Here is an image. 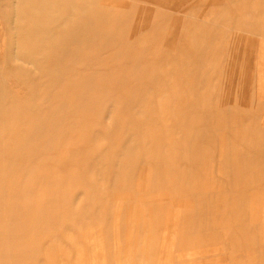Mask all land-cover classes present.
Masks as SVG:
<instances>
[{
    "label": "rangeland",
    "instance_id": "rangeland-1",
    "mask_svg": "<svg viewBox=\"0 0 264 264\" xmlns=\"http://www.w3.org/2000/svg\"><path fill=\"white\" fill-rule=\"evenodd\" d=\"M43 1L0 0V264H264V0Z\"/></svg>",
    "mask_w": 264,
    "mask_h": 264
},
{
    "label": "bare ground",
    "instance_id": "bare-ground-1",
    "mask_svg": "<svg viewBox=\"0 0 264 264\" xmlns=\"http://www.w3.org/2000/svg\"><path fill=\"white\" fill-rule=\"evenodd\" d=\"M40 1H43V0H40ZM40 1L38 0V2H37V6H39L38 3H39ZM49 1H53V0H49ZM43 2H45V1H43ZM112 2H113V1H112ZM99 4H100V3H99ZM40 5H42V4H40ZM46 5H48V4L46 3ZM97 5H98V4H97ZM101 5L103 6V4H101ZM111 5H113V3H112ZM98 7H99V5H98ZM104 7H107V6H104ZM109 7H110V6H109ZM39 8L42 9V6L39 7ZM100 8H101V7H100ZM100 8H99V9H100ZM107 8H108V7H107ZM48 9H49V8H48ZM111 9H112V8H111ZM111 9H110V10H111ZM52 10H53V9H52ZM60 10H61V9H60ZM60 10H59L60 14H59V13H57V14H59V15L61 16V11H60ZM41 11H42V10H41ZM54 11H55V9H54ZM106 11H107V10H106ZM43 12H45V9L43 10ZM43 12H42V13L40 12V13L43 14ZM46 12H47V11H46ZM62 13H63V12H62ZM93 13H94V12H93ZM36 14H37V13H36ZM54 14H55V13H54ZM65 14H66V13H65ZM34 15H35V14H33V17H34ZM39 15H40V14H39ZM59 15H56V16H59ZM91 15H92V14H91ZM40 16L44 17L45 14H44V16H43V15H40ZM46 16H48V15H46ZM66 16H67V14H66ZM66 16H64V17H66ZM35 17L38 18V16H35ZM50 17H52V18L54 17L53 13H52V16L50 15ZM48 18H49V17H48ZM106 18H107V17H106ZM26 19H27V18H26ZM3 20H4V19H3ZM41 20H42V19H40V21H41ZM56 20H57V19H56ZM91 20H92V19H91ZM91 20H90L89 22H91ZM0 21H1V20H0ZM4 21H5V20H4ZM33 21H34V20H33ZM33 21L31 20V23H32V24H33ZM37 21H38V20H36V22H37ZM43 21H44V20H42L41 22L43 23ZM48 21H49V20H48ZM36 22H35V24H36ZM44 22H45V21H44ZM49 22H50V21H49ZM49 22H48V26L51 25V24H49ZM92 22H93V21H92ZM37 23L39 24V21H38ZM45 23L47 24V22H45ZM0 24H1V22H0ZM29 24H30V22H29ZM43 24H44V23H43ZM46 24H45V26H46ZM52 24H54V22H53ZM60 25H61V23H60ZM60 25H59V28H60ZM92 25H94V24H92ZM25 26H26V25H25ZM25 26H24V28H25ZM48 26H47V27H48ZM51 26H52V25H51ZM0 27H1V26H0ZM34 27H35V26H34ZM47 27H46V28H47ZM56 27H57V26H56ZM62 27H63V26H62ZM37 28H38V27H37ZM43 28L45 29L44 26H43ZM43 28H42V29H43ZM66 28H67V26H66ZM66 28L63 29V30H66ZM68 28H69V26H68ZM31 29H32V28H31ZM27 30H28V29H27ZM35 30H37V29L35 28V29L32 30V31L34 32ZM52 30H53V28L51 29V31H52ZM68 30H69V29H68ZM13 31H14V30H13ZM40 31H41V29H40ZM42 31H43V33L45 34V32H44L45 30H42ZM51 31H50V32H51ZM56 31H57V29H56ZM61 31H62V29H61L60 32H59L60 34H61ZM66 31H67V30H66ZM92 31H93V30H92ZM92 31L90 30V32H92ZM15 32H16V30H15ZM21 32H23V30H22ZM21 32H20V33H21ZM28 32H29V34L31 33V31H28ZM37 32H38V30H37ZM50 32H47V33H50ZM67 32H68V31H67ZM4 33H5V32H4ZM11 33H12V32H11ZM26 33H27V32H26ZM34 33H36V31H35ZM43 33H42V34H43ZM54 33H55V32H54ZM56 33H57V32H56ZM65 33H66V32H65ZM94 33H95V32H93V33H91V34L94 35ZM39 34H40L39 36H41V33H39ZM44 34H43V35H44ZM35 35H37V34H35ZM35 35H34V34H33V35H32V34H31V35H28V37H30L31 40H29L27 37H24V38H25V39L27 38L26 41H28V40L31 41V42H32V41H35L34 43H37L36 39L38 40L37 37H39V36H35ZM47 35H48V34H47ZM47 35H46V36H47ZM49 35H50V34H49ZM32 36H34L33 39H35V40L32 39ZM55 36H56V35H54V37H55ZM58 36H59V35H58ZM58 36H57V37H58ZM18 37L21 38V37H23V36H19V35H18ZM35 37H36V38H35ZM43 37H45V36H43ZM49 37H50V36H48V38H49ZM69 37H70V36H69ZM20 38H18V41L20 40V41L18 42V45H19L20 42L23 41V40H21L22 38H21V39H20ZM50 38H52V37H50ZM58 38H59V40H58V39H57V40H58V43H59V41H60V37H58ZM66 38L68 39L67 36H66ZM39 39H40V38H39ZM42 39H43V38H42ZM52 39H53V38H52ZM45 40H47V38H46ZM49 40H51V39H49ZM29 41H28V42H29ZM68 41H70V39H68ZM24 42H25V40H24ZM28 42H27L26 44H28ZM41 42H43V41L41 40V41L38 42V43L40 44ZM56 42H57V41H56ZM64 42H65V44H67V43H66L67 40L64 41ZM70 42H71V41H70ZM34 43H32V44H34ZM38 43H37V44H38ZM44 43H46V42H44ZM44 43H43V44H44ZM37 44H34V45H32V46H35V47H36ZM39 44H38L37 46H40V47H41L42 43H41V45H39ZM46 44H47V43H46ZM46 44H45V45H46ZM49 44H51V42H50ZM27 46H28V45H27ZM61 46H62V44H61ZM12 47H13V46H12ZM25 47H26V45H25ZM28 47L31 48L30 44H29ZM46 47H47V46H46ZM63 47L65 48V46H63ZM67 48L69 49V46L66 47L65 49H67ZM35 49H36V48H35ZM35 49H34V50H35ZM48 49H49V47H48ZM61 49H62V48H61ZM28 50H29V49H28ZM36 50H37V49H36ZM36 50H35V51H36ZM46 50H47V48H46ZM59 50H60V49H59ZM63 50H64V49H63ZM55 51H58V50H55ZM42 52H43V51H42ZM50 52L52 53L53 51H50ZM62 52H63V51H62ZM70 52H71V50H69V54H70ZM23 53H24V52H23ZM32 53H34V52H32ZM43 53H44V52H43ZM53 53H54V52H53ZM24 54H25V53H24ZM57 54H58V52H57ZM67 54H68V51H67ZM67 54L64 53V55H67ZM21 55H22V54H21ZM21 55H20V56H21ZM31 55H32V54H31ZM31 55L29 54L28 56H31ZM13 56H14V55H13ZM25 56H26V55H25ZM37 57H39V62H40V58H41V57H40V56H37ZM37 57H36V58H37ZM46 57H47V56H46ZM25 58H26V57H25ZM30 58H32V57H30ZM61 58H62V57H61ZM15 59H16V57H15ZM32 59L35 60L34 58H32ZM32 59H31V60H32ZM37 61H38V60H36L35 63H37ZM57 61H58V60H57ZM39 62H38V63H39ZM40 63H41V62H40ZM58 69H60V67H59ZM57 71H59V70H56V73H57ZM8 72H9V71H8ZM54 72H55V71H54ZM58 73H59V72H58ZM54 74H55V73H54ZM54 74H53V75H54ZM57 76H59V75H57ZM57 76H56V79H58ZM54 77H55V75H54ZM54 77H52V79H54ZM56 79H55V81H56ZM55 81H54V82H55ZM52 82H53V81H52ZM0 88H1V87H0ZM0 92H1V89H0ZM0 94H1V93H0ZM0 106H1V105H0ZM133 227H134V226H133ZM133 232H134V231H133ZM130 233H131V232H130ZM132 235H133V234H132ZM143 237H144V236H143ZM129 241H130V239H129ZM135 242H136V241H135ZM128 244H129V243H128ZM134 244H135V243H134ZM138 244H139V243H138ZM136 245H137V244H136ZM128 246H129V245H128ZM130 246H131V245H130ZM131 247H132V246H131ZM136 247H137V246H136ZM140 247H141V246H140ZM140 247L138 246V249H139ZM131 249H132V248H131ZM134 250H135V249H134ZM134 250H133V251H134ZM139 250H141V249H139ZM130 251H131V250H130ZM120 252H121V251H120ZM137 252H138V251H137ZM134 253H135V252H134ZM138 253H139V252H138ZM140 254H142V253L140 252ZM120 255H121V254H120ZM120 255H119V256H120ZM123 256H124V255H123ZM125 257H126V256H125ZM135 257H136V256H135ZM117 259H118V258H117ZM61 260H62V259H60V262H61ZM56 261H57V260H56ZM85 261H86V260H85ZM141 261H142V260H141ZM57 262H59V261H57ZM57 262H56V263H57ZM60 262H59V263H60ZM83 263H85V262H83ZM89 263H90V260H89ZM129 263H130V262H129ZM145 263H146V262H145ZM123 264H124V263H123Z\"/></svg>",
    "mask_w": 264,
    "mask_h": 264
}]
</instances>
